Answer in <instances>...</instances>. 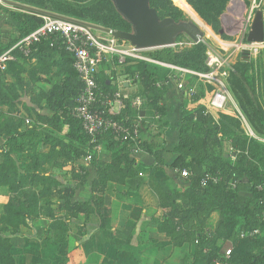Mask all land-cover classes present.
Masks as SVG:
<instances>
[{"label":"trees","instance_id":"1","mask_svg":"<svg viewBox=\"0 0 264 264\" xmlns=\"http://www.w3.org/2000/svg\"><path fill=\"white\" fill-rule=\"evenodd\" d=\"M6 1L110 30L127 33L131 30L130 25L115 11L111 0H104L107 10L105 15L104 12L96 15L91 11L89 4H84L87 0ZM63 1L67 3L62 4ZM226 1L190 0V3L195 9L197 6V8L213 10L219 3L222 2L224 5ZM165 2L168 0H149V6L156 11L160 19L189 22L188 19L179 16L174 18L171 11L165 7ZM5 6V3L0 1V15L8 11ZM24 16L25 20L20 22L18 27V37L6 45L3 51L10 49L17 40L27 36L43 23L42 18L37 14L26 13ZM46 52L54 54L58 60L55 66L64 70L59 83L51 86L45 93L43 104L49 115L46 118L37 116L38 120L44 119L51 127V132L37 135L34 127L25 133L8 128L4 131L0 129V139L4 141L1 148L3 150L0 151V188H4L9 194V201L3 207L0 217V264H14L10 235L17 232L19 225L28 224L32 217L41 212L47 213L50 218L49 229L52 233L49 240L41 243L43 248L53 244L59 249L66 242L69 225L73 219L81 222L77 227L79 232L84 231L90 222L97 221L98 228L109 233L111 242L118 243L112 235L109 220L101 217L100 214L106 183L110 181L130 183V186L137 190L143 182L139 174L149 171L151 176L153 173L163 171L162 154L165 149L161 145L156 147V144L139 139L122 142L114 139L109 132L96 136L92 142L91 138L82 131L80 122L72 116L71 111L76 106V100L83 86L73 69V58L60 43H53L51 40L41 41L30 49L27 57L14 52L13 61L36 59ZM2 53L1 51L0 54ZM124 63V66L118 65V69L110 70L107 76L104 73L97 74V104L101 106L107 101L112 102V95L116 91L112 81L116 76L137 75L143 91L133 94L132 99H140V110L135 111L131 106L132 101L127 100L124 102V109L112 116L113 119L125 127L135 119L143 123L146 121V114L151 111L148 107L151 105H153L152 109L157 110V113L164 117L165 107H158L156 104L158 101L162 104L165 101L167 93L165 83L168 81L169 71L146 63H138L134 66ZM10 64L12 63L9 62L8 65ZM109 64L103 63L106 70L105 65ZM177 65L196 72L207 71L206 67L195 70L183 64ZM244 75L245 71L232 70L229 87L242 102L246 99L245 107L251 110L249 118L253 122L255 133L264 135V114L253 98L251 87ZM105 110L108 111L109 106ZM141 112L143 116L140 115ZM182 116L184 122L188 117H192L185 112ZM199 121L203 126L200 150L196 151L192 148L185 135L186 138L181 137L185 130L184 125L179 131L178 143L170 151L175 158L169 164V169L177 171L178 174L186 170L190 174L188 178H183L188 183L187 191L177 195L184 204H187L189 210L176 211L177 217L170 223V231L178 227L181 230L175 240L194 243L191 264H214V261L220 259L223 254L215 249V244L216 239L221 237L231 239L230 243L233 244L229 264H264V189H259L264 183V144L245 137L236 138L232 130L225 129V133L231 135L233 142L235 140L233 146H238L239 150L235 156V164L232 166L224 156L212 152L207 144L210 139V128L219 125L217 119L204 112L199 117ZM231 122L235 123L233 120ZM164 125L168 126L166 121ZM64 126L67 127V132L62 137L60 134ZM99 144L105 145V148L110 150L109 161H100L96 158L94 150ZM44 145L49 146L48 152L41 151ZM15 151L20 152L19 157H16ZM138 151L149 154L154 159V167H146L130 158ZM88 156L91 159L87 165L78 166L77 172L69 173V181L73 185L60 186L52 174V169L74 167L78 160L86 159ZM243 180H246L247 184ZM87 183L91 185L88 200L73 201L77 186H84ZM242 185L249 197L240 196L239 187ZM52 211L60 213V216L57 217ZM213 212L219 216V222L211 231L205 222ZM189 218L197 221L194 229L186 222ZM254 230L258 231V235L252 238H240L241 233Z\"/></svg>","mask_w":264,"mask_h":264},{"label":"rangeland","instance_id":"2","mask_svg":"<svg viewBox=\"0 0 264 264\" xmlns=\"http://www.w3.org/2000/svg\"><path fill=\"white\" fill-rule=\"evenodd\" d=\"M67 1L72 2V0ZM63 2L62 4L67 3ZM84 2L85 5L89 4L91 11L95 12L96 15H99L101 12H104L103 15L107 14L104 0H87ZM168 2H165V7L171 11V15L174 18L179 16L182 19H188L198 27L203 36L199 38L198 42H193L187 35L181 34L176 38L173 45L156 47L143 52V56L155 59L160 63L174 66L183 64L189 68L201 70L203 67H206L207 50L212 48L217 52L218 56L227 62L231 70L245 71L244 76L251 87L252 96L264 114V41L262 43H249L247 41V34L250 31L253 17L257 11L262 13L264 27V0H227L224 5L221 2L213 10L197 8V6L196 10L190 3V0H168ZM211 2H214V0H211ZM5 7H7L8 11L0 15V34L2 40L0 52H5L3 48L18 37L20 22L25 20L24 15L26 13H31L9 5ZM220 30H223L222 34L219 33ZM93 33L97 37L107 38V34L102 32L93 30ZM54 56V54L51 55L49 52H46L45 55L39 56L36 59L11 61L12 64L7 65L6 70L0 73L1 130L4 131L8 128L25 133L29 129L32 130L34 126L37 135L49 134L51 132V127L44 120H38L37 116L44 117L42 114L46 111L42 109V105L45 93L51 86L58 84L63 75L64 70L55 66L58 60ZM125 62L133 66L138 63H144L133 58H126ZM105 66L107 70L103 65L99 67L98 72L104 73L106 76L110 70L118 69V64L114 61ZM124 77L125 80H130L136 86L134 92L128 96L130 99H132L133 94L143 91L142 83L137 76V78H135V75ZM230 77L231 73L229 80ZM229 80L228 91L230 99L223 111H212L219 125L210 128V139L207 144L212 152L224 156L233 166L235 164V156L239 150L238 146H233L235 140L233 142L231 135L225 133V129L232 130L236 138L245 137L261 144H264V135L255 133L254 126L252 125L253 122L249 118L251 110L245 107L246 102L244 101L246 99L242 102L240 97L231 92ZM191 89L194 92L185 97L183 93H189ZM178 91L182 93L179 95L178 105L174 107L172 112V114H177V116L179 113L178 137L180 139L179 131L185 125V130L181 134V137L186 136L187 138H185L190 142L192 148L198 151L200 150L201 139L203 137V134H201L203 126L199 121V117L204 113L205 105L212 98L215 89L204 85L198 80H191L185 85L183 90ZM147 103L150 104L149 101ZM156 105L158 107H165L164 117H161L157 113V110L152 109L153 105H151L148 106L151 111L146 114L147 118H145V122L141 123L140 120L135 119L133 123L129 122L126 125L130 130L138 134L140 141H143V136H157L159 138L158 143H161L157 145L163 146L164 149V133L168 127L164 125L166 121L165 101L163 104L158 101ZM236 110L241 114V118L238 116ZM135 111L137 110L135 109ZM183 112L192 115V117H188L186 122H184L182 116ZM236 117H239L240 120ZM231 120L235 123H232ZM166 123L168 124L167 121ZM198 126H201V128H198ZM2 145L3 140L0 139V150ZM41 150L43 151V148ZM15 155L19 157L20 152L15 151ZM242 170H246V168H242ZM54 171L52 169V174L53 176L55 174L57 179L60 177L62 182L66 179L62 173L58 174L57 171ZM174 175L176 179L183 180L181 174H178L177 171H174ZM243 182L247 184L246 180H243ZM239 194L242 197H249L243 185L239 187ZM8 196L7 191L0 189V217L2 216L4 203ZM210 219L209 229L213 231L219 222V216L213 212L210 215ZM44 224L42 219L38 217L34 222L17 227V232L23 233L24 242L15 238H12L11 242L14 246H28L29 251L25 250L24 253H19V256H15V260L13 257V262L18 261L20 264H32L33 262L42 261V259L35 257L37 244L28 243L26 240L29 239L26 237L31 230L37 231V236L42 234L46 230L43 226ZM230 240L224 237L217 238L215 249L220 251L222 255L228 248L231 249V245L233 244L230 243Z\"/></svg>","mask_w":264,"mask_h":264},{"label":"crops","instance_id":"3","mask_svg":"<svg viewBox=\"0 0 264 264\" xmlns=\"http://www.w3.org/2000/svg\"><path fill=\"white\" fill-rule=\"evenodd\" d=\"M1 29V28H0ZM1 33V30H0ZM1 34H0V43ZM103 66V64L101 65ZM99 73V72H98ZM137 75H135V78ZM124 78V79H123ZM115 90L122 89V94L127 97L131 95L136 86L130 81L125 80L123 75L116 76L112 81ZM167 93L165 95L166 106V121L168 127L164 133V149L162 154L164 165L162 172L153 173L150 176L149 171H144L139 174L143 182L137 190H134L130 183L121 184L110 181L105 185V190L102 196V206L100 208L101 217L109 220L111 232L118 243H112L109 238V233L98 228L97 221L90 222L84 231L79 232L77 227L81 224L79 220H71L69 231L66 237V242L59 249L53 244L43 248L41 243L51 238L49 229L50 218L47 213L41 212L35 217H32L28 222H34L40 217L45 223L46 228L42 234L33 230L29 231L26 240L28 243L37 244L36 258L42 259L37 263L32 264H191L194 253V243L190 241L175 240L180 228L176 227L170 231V223L177 217V210L188 211L189 207L184 204L183 200L178 198V194L185 193L188 188V183L181 179H176L174 171L169 169V164L174 160L175 155L170 151L178 142V127L180 118L179 113L172 114L174 107L178 105L180 99L179 92L172 82L165 83ZM115 91V92H116ZM185 96V93H183ZM186 97V96H185ZM106 97H104L105 99ZM135 99V98H133ZM128 97L129 101H132ZM109 102V101H108ZM141 105V102H140ZM138 107L131 106L137 111ZM139 108V109H138ZM44 109V104L42 105ZM114 112L118 114L124 109V106L119 109L114 107ZM119 110V111H118ZM46 111V110H45ZM49 113L46 111L42 114V118H46ZM143 116V112L140 113ZM44 120V119H42ZM139 120V119H138ZM134 121H131L133 123ZM135 124V123H134ZM34 127V126H33ZM67 132V127L62 128L60 136H64ZM143 141L156 144L157 147L159 138L149 135L143 136ZM4 143V141H3ZM43 152H48L49 146L44 145ZM3 150V149H2ZM0 150V151H2ZM42 151V150H41ZM96 158L100 161H109L110 150L105 148V145L99 144L94 150ZM136 163H141L146 167H154V159L146 153L135 152L130 156ZM88 163L84 159L76 162L74 167L54 168L58 174L62 173L66 178L63 182L60 177L54 174V178L62 187H69L73 184L68 181L70 172H77L78 166H85ZM54 171V172H55ZM68 176V178H67ZM164 180V181H163ZM91 185L87 183L84 186H77L73 201L85 202L90 195ZM5 190L4 188H0ZM6 191V190H5ZM129 191V192H128ZM173 191V192H172ZM9 196L6 199L4 206L8 203ZM3 213V212H2ZM57 217L60 213L52 211ZM210 218L205 222L206 226L210 225ZM188 226L194 229L196 220L189 218ZM32 228V226H31ZM11 239L15 238L23 241V233L15 232L10 235ZM24 242V241H23ZM29 251L28 246H14L12 244V258L19 253ZM19 256V255H18ZM14 264H20L15 261ZM30 264V263H28Z\"/></svg>","mask_w":264,"mask_h":264},{"label":"built area","instance_id":"4","mask_svg":"<svg viewBox=\"0 0 264 264\" xmlns=\"http://www.w3.org/2000/svg\"><path fill=\"white\" fill-rule=\"evenodd\" d=\"M43 23L36 30L27 36L17 40V42L8 50L0 54V73L5 71L9 62L14 60V52H18L24 57L30 54V49L44 40H51L53 43H60L65 51L73 58V69L75 70L83 88L76 100V106L71 111L72 116L81 124L82 131L93 139L101 134L109 132L114 139L122 142L135 141L138 134L123 124L119 123L112 116L116 115L114 107L121 109L128 97L122 94L119 89L112 95V102L98 105V93L96 76L98 69L103 63L116 62L123 64L126 58H133L140 62L148 63L162 67L169 71L168 82L174 83L178 90H183L185 85L191 80H198L204 85L215 89L212 98L205 105V114L213 116V112L223 111L230 99L228 91V80L231 68L227 62L218 56L217 52L209 48L206 52V72H196L190 69L174 66L171 64L160 63L155 59L143 56V52L154 48L137 49L130 43L116 40L107 34V38H100L94 35L93 30L87 26V23L77 20L55 19L40 16ZM173 45V44H172ZM156 48V47H155ZM185 92V96L193 93ZM107 100V98H106ZM132 105L138 107L140 99L132 100ZM109 106V110L105 108ZM119 111V110H118ZM238 116L241 114L236 110ZM240 120L239 117H236ZM96 149V148H95ZM88 156L86 163L90 161ZM182 178H188L190 174L183 170ZM214 182L216 180H213ZM264 189V183L259 189ZM258 231L241 233L240 238L254 237ZM231 249L224 251L223 256L214 261V264H229Z\"/></svg>","mask_w":264,"mask_h":264},{"label":"water","instance_id":"5","mask_svg":"<svg viewBox=\"0 0 264 264\" xmlns=\"http://www.w3.org/2000/svg\"><path fill=\"white\" fill-rule=\"evenodd\" d=\"M6 5L37 14L39 16L65 19H71L40 11L31 7L20 5L6 0H0ZM115 11L131 27L130 32L110 30L87 23L92 30L102 32L112 36L116 40L130 43L137 49H147L155 47H166L174 44L176 38L181 35H187L193 42H198L203 33L198 27L189 22H175L172 19H160L156 11L149 6V0H111ZM220 34L223 30H220ZM249 43H262L264 41V27L262 13L257 11L253 17L250 31L247 34Z\"/></svg>","mask_w":264,"mask_h":264},{"label":"bare ground","instance_id":"6","mask_svg":"<svg viewBox=\"0 0 264 264\" xmlns=\"http://www.w3.org/2000/svg\"><path fill=\"white\" fill-rule=\"evenodd\" d=\"M199 26V25H198Z\"/></svg>","mask_w":264,"mask_h":264}]
</instances>
